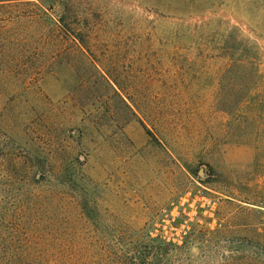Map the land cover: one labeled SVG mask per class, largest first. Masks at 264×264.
I'll return each mask as SVG.
<instances>
[{
    "label": "rangeland",
    "instance_id": "374dc122",
    "mask_svg": "<svg viewBox=\"0 0 264 264\" xmlns=\"http://www.w3.org/2000/svg\"><path fill=\"white\" fill-rule=\"evenodd\" d=\"M39 190L47 259L264 264V0H0V201Z\"/></svg>",
    "mask_w": 264,
    "mask_h": 264
},
{
    "label": "trees",
    "instance_id": "16d2710c",
    "mask_svg": "<svg viewBox=\"0 0 264 264\" xmlns=\"http://www.w3.org/2000/svg\"><path fill=\"white\" fill-rule=\"evenodd\" d=\"M28 193V192H27ZM48 194L42 191L30 192L17 209L10 210L4 200L0 201V264H145L144 252L139 247H147L140 243L124 251L121 246L115 250L111 245L100 244L96 247L86 246L79 250H70L67 259L51 260L42 257L43 250L33 240V232L27 226L32 216L29 207L43 204ZM35 213V212H34ZM33 213V214H34ZM37 214V213H35ZM126 249V248H125ZM149 263V262H148Z\"/></svg>",
    "mask_w": 264,
    "mask_h": 264
}]
</instances>
